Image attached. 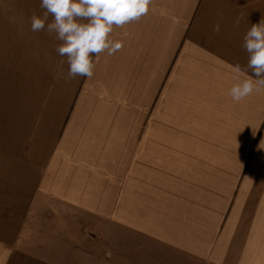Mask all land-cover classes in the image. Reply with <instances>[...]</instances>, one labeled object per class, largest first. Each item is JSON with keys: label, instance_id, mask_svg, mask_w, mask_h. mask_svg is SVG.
I'll use <instances>...</instances> for the list:
<instances>
[{"label": "crops", "instance_id": "0c3cea01", "mask_svg": "<svg viewBox=\"0 0 264 264\" xmlns=\"http://www.w3.org/2000/svg\"><path fill=\"white\" fill-rule=\"evenodd\" d=\"M40 4L0 0V264H264V0H153L90 79Z\"/></svg>", "mask_w": 264, "mask_h": 264}, {"label": "clouds", "instance_id": "9594fccd", "mask_svg": "<svg viewBox=\"0 0 264 264\" xmlns=\"http://www.w3.org/2000/svg\"><path fill=\"white\" fill-rule=\"evenodd\" d=\"M152 3L153 0H41L40 7L46 11L42 18L32 14L31 30H44L51 14L54 20L47 24V31L56 33V38L62 42L56 51L67 57L68 76L90 79L101 54L106 52L112 56L123 47L121 41L111 38L114 27L138 21L149 12ZM214 31L219 33V24ZM243 47L249 54L247 68L252 69L257 78L236 77L237 82L229 91L236 103L264 89V17L246 32ZM234 68L236 73L242 72L239 64ZM260 144L264 145V140Z\"/></svg>", "mask_w": 264, "mask_h": 264}]
</instances>
